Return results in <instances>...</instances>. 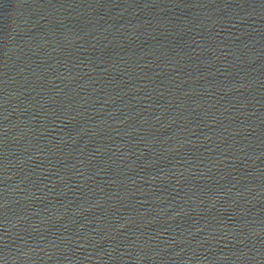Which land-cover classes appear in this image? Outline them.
<instances>
[{"label":"water","instance_id":"water-1","mask_svg":"<svg viewBox=\"0 0 264 264\" xmlns=\"http://www.w3.org/2000/svg\"><path fill=\"white\" fill-rule=\"evenodd\" d=\"M0 264H264L236 0H0Z\"/></svg>","mask_w":264,"mask_h":264}]
</instances>
